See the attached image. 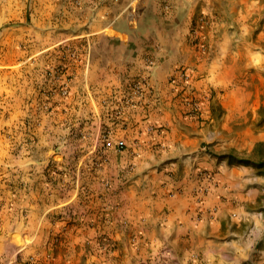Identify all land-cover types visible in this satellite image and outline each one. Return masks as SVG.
Masks as SVG:
<instances>
[{
    "label": "rangeland",
    "instance_id": "374dc122",
    "mask_svg": "<svg viewBox=\"0 0 264 264\" xmlns=\"http://www.w3.org/2000/svg\"><path fill=\"white\" fill-rule=\"evenodd\" d=\"M125 1L128 24L139 18L146 25L148 0ZM7 11L2 7L1 15ZM160 20L162 29L176 33L179 60L167 81L179 102L169 124L154 129L160 130V148L128 151L129 166L124 173L114 170L117 178L106 167L109 151H125L128 140L104 126L103 144L92 150L87 111L80 116L71 110L67 68L57 61L48 67L43 54L25 60L26 48L39 40L4 34L1 25L0 264H264V0H161ZM210 41L224 42L225 60L239 45V75L234 86H210L200 96L194 85L199 65L186 62V49L195 47L201 56L210 51ZM53 44L78 57L67 41ZM146 62L150 78L158 64ZM132 87L144 96L148 86L143 80ZM116 111L123 107L114 109L115 116ZM191 119L198 121L196 134ZM121 139L123 149L117 146ZM156 158L161 166H174L162 174L176 186L166 192L170 201L182 202L190 189L185 211L191 223L185 240L171 239L172 232L164 238L170 244L157 240L143 247L142 230L154 224L148 208L158 211L155 183L153 189L134 184L132 192L143 190L139 197L119 195L135 177V160ZM92 172L100 178L89 179ZM121 175L125 183L118 181ZM123 202L129 206L121 209ZM89 204L99 213L96 231L84 234L78 226L87 212L79 209Z\"/></svg>",
    "mask_w": 264,
    "mask_h": 264
},
{
    "label": "crops",
    "instance_id": "0c3cea01",
    "mask_svg": "<svg viewBox=\"0 0 264 264\" xmlns=\"http://www.w3.org/2000/svg\"><path fill=\"white\" fill-rule=\"evenodd\" d=\"M160 1L148 0L142 14L147 16L144 18L146 25H140L143 20L138 18L137 23L131 26L128 24V6L125 0L118 2L115 0H80L79 2L74 0H0V27L3 25V33H8L10 36L24 34L25 38L35 39L37 42L39 40L40 45L35 44L26 48L25 60L30 59L32 63L34 55L43 54L41 61L45 59L48 67L57 61L64 64L67 73L72 76V93L69 99L72 101L71 110L73 113H79L80 116L87 111L85 116H88L90 124V148L92 150L101 148L103 142L100 138L104 126L114 133L115 138L128 140L129 147L125 151H109L107 158L109 162L106 167L111 166V174L116 178L114 170L116 172L121 170L124 173L125 168L129 166L128 151L160 148L162 141L158 135L157 137L155 135L160 130L154 129L161 124H169L175 116V107L179 102V99H175L167 81V75L173 73L179 60L175 47L176 33L171 29H162ZM4 6L8 8V11L1 15V9ZM217 33L218 36L221 33L222 39L224 38L222 31ZM232 36L234 37L235 33ZM213 37V32H208V38ZM59 40L71 44V48L77 50L78 57L73 58L68 55L72 49L66 47L62 48L63 50L56 49L53 43ZM223 50L224 42L221 41H212L210 51L201 56L195 47L186 49L189 51L186 62H189L191 66L199 65L198 70L194 72V85L200 90H198L200 96L210 86H221L220 88L224 85L234 86L238 80L239 68L235 67V63L240 62L239 45L236 47L233 45L226 60L222 56ZM50 55L53 56L50 57ZM63 55L68 57L61 61L60 58ZM148 58L154 59L158 64L155 74L150 78L145 77ZM231 62L233 65L229 66ZM143 80H146L148 87L145 88L144 96H139L132 86ZM130 97H132V104ZM77 104H79V112L76 109ZM119 107H123V111L121 114L116 111L115 116L113 111ZM190 123L194 126L192 129L195 134L198 133V128L195 127L198 121L191 119ZM164 143L166 146L172 144L169 141ZM158 160L156 158L153 162L144 160L140 162V159H137L135 160L137 167L135 177L127 179L125 175H121V179H118L123 183L127 179L126 186L124 190H121L119 197H128V199L129 196L139 197L140 193H143V190L132 192L135 186L138 188L142 184L150 185L152 188V183H155L154 190L157 195L152 198L158 211L152 212L148 208L153 214L151 217L154 216V224L145 225L142 230L143 247L149 241L155 243L157 240L162 245L170 244L164 238L170 239L169 234L172 232L175 235L171 239L185 240L184 235L186 236L189 232L191 223L189 214L185 211L187 204L191 201V195L187 191L190 189L186 188L182 194V202L177 203L174 199L170 201L166 192L176 186L170 181L167 182L162 174L163 171L173 169L174 166L170 164L161 166ZM150 165L152 167L145 168ZM99 174L100 172H92L88 177L94 179L99 177ZM64 179L71 178L66 175ZM160 180L166 182L158 184ZM79 194L82 193L79 192ZM97 194V192L91 193V196ZM126 203L128 207L129 204ZM122 205L121 209L125 208L124 202ZM178 207L183 208L185 215L183 211L178 212ZM86 208L79 209L87 212L86 218L79 222L78 226L80 231H85L84 234L96 231V216L99 213L95 211L93 204H89Z\"/></svg>",
    "mask_w": 264,
    "mask_h": 264
},
{
    "label": "built area",
    "instance_id": "2783aa9c",
    "mask_svg": "<svg viewBox=\"0 0 264 264\" xmlns=\"http://www.w3.org/2000/svg\"><path fill=\"white\" fill-rule=\"evenodd\" d=\"M117 146L120 148V149H123L125 146H126V141L124 139H121L117 142Z\"/></svg>",
    "mask_w": 264,
    "mask_h": 264
}]
</instances>
